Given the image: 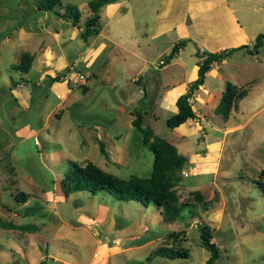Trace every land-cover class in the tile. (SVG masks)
Here are the masks:
<instances>
[{
  "label": "rangeland",
  "instance_id": "obj_1",
  "mask_svg": "<svg viewBox=\"0 0 264 264\" xmlns=\"http://www.w3.org/2000/svg\"><path fill=\"white\" fill-rule=\"evenodd\" d=\"M62 1L77 5L80 26L38 9L36 0H0V221L9 223L0 226V264H205L203 221L220 249L215 264H264V191L258 186L264 183V43L257 54L240 48L212 66L209 88L229 80L249 90L227 122L212 113L214 100L204 103L199 95L191 100L198 115L182 128L168 127L174 111L156 96L191 75L195 42L188 40L170 62L160 61L188 32L180 26L152 36L161 0L106 4L98 37L106 43L111 35L118 44L111 41L94 79L87 45L96 36H80L89 0ZM230 1L242 24L264 32V0ZM119 45H126L124 57ZM23 52L33 55L25 73L15 68ZM56 75L60 88L70 89L64 101L51 87ZM135 110L144 127L187 155L174 186L185 206L175 218L164 219L151 204L64 185L71 161H91L118 178L151 174L154 157L132 124ZM213 126L229 141L219 149L203 143ZM20 191L27 193L24 201L14 198ZM162 245L186 248L188 256L154 254Z\"/></svg>",
  "mask_w": 264,
  "mask_h": 264
},
{
  "label": "trees",
  "instance_id": "obj_2",
  "mask_svg": "<svg viewBox=\"0 0 264 264\" xmlns=\"http://www.w3.org/2000/svg\"><path fill=\"white\" fill-rule=\"evenodd\" d=\"M115 1L117 0L88 1L90 13L84 18L83 30L80 32L83 40L100 31V11L104 5ZM36 2L38 9L67 18L73 24L80 26V10L76 4L62 0H36ZM58 5L60 8H63L62 11H59ZM186 42V38L175 41L168 54L165 55L164 59H161L160 63L166 64L170 62ZM263 43L264 32H259L251 44L242 43L218 50L200 49L199 46H196L194 54L198 57L197 76L190 80L186 90L177 96L175 100L177 110L166 118V125L168 127H179L178 125L187 119H194L197 116L190 99L204 82L206 72L213 64L220 63L224 58L230 56L235 50L240 48H244L247 53L257 54ZM32 58L33 55L31 53L23 52L15 68L22 73L28 72ZM53 80H59L58 75L53 77ZM247 92V88L237 86L235 83L227 80L221 97L215 107V112L223 120H227L231 108L236 106L237 101L246 96ZM142 119V113L139 110H135L132 124L142 132V143L152 150L154 157L151 174L149 176L131 174L128 178H118L104 172L91 161H87L84 166L79 165L75 161H71L64 169L63 182L70 191L87 190L91 193L108 192L117 199H132L144 206L151 204L162 212L164 219L175 218L185 206L184 203L178 201L179 197L174 186L180 179L177 171L185 165L187 156L178 152L175 144L158 134L152 133L148 127H144L142 125ZM100 149L107 155L102 144L100 145ZM258 186L264 191L263 182L258 183ZM193 193L197 199L203 198L200 190H195ZM26 197L27 193L24 191H20L14 195L15 200L18 201H24ZM8 225L9 223L0 221V226ZM198 227L200 230L201 245L209 250L205 264H215V260L219 257L220 249L215 241L212 240V229L204 221L199 222ZM180 233H183V230L171 234L176 236ZM153 253L169 258L187 257L188 249H177L172 246L162 245L155 249Z\"/></svg>",
  "mask_w": 264,
  "mask_h": 264
},
{
  "label": "crops",
  "instance_id": "obj_3",
  "mask_svg": "<svg viewBox=\"0 0 264 264\" xmlns=\"http://www.w3.org/2000/svg\"><path fill=\"white\" fill-rule=\"evenodd\" d=\"M256 5L257 8H259L261 4L259 1H257ZM174 12H177V16L175 17L171 16V13ZM155 13L156 15L150 27V33L152 34V36H155L159 33L168 32L175 27L177 28L181 26L184 31L188 32L187 34L184 33L183 37L186 38L187 41L192 39L195 42V45L199 46L200 49L218 50L224 47L236 46L246 42L250 44V41L254 40L256 35V32L251 31L248 27H246V25L240 22L236 14L235 6L231 3L230 0H161ZM101 28L102 27H100V31L95 34L96 37L92 41V44L87 45V52L89 53L88 55L90 57L89 59L92 66V78L94 79H98L100 75V69L104 64L106 58V50L109 49L112 45L111 41H113V43H116V45L118 44V40L114 37H111V35H108V37H106V39L108 40V42L106 43L105 41L99 39L98 36L101 32ZM119 48L124 49V52L122 54V56L124 57V55H126L125 52H127L126 45H119ZM82 62L83 61H80V64ZM195 64L196 65L194 66L191 75L186 80H183L179 83L174 82L175 84L172 83L170 85H167L159 94H157V104L164 105L165 103H168V106L171 110H173L174 112L177 110V106L175 103L177 96L180 93L184 92L186 90L188 82L197 76V62ZM44 66L46 65L44 64ZM31 69L32 66L30 70ZM41 70L42 69H40V71ZM43 72V70L42 73L40 72L39 77H41V74L43 75ZM211 72H214L212 67L206 72L204 82L199 86L190 100H193L194 97H199V95H202L204 103H207L208 100H214L215 105L211 111L213 114L219 116L217 113H215V107L221 97L224 87H220L216 90L209 88L208 76ZM26 76L27 73L25 74V77ZM103 80L108 82V80L106 79ZM134 80H136V77H134ZM226 81L227 80H225V82ZM60 83L63 82L54 80L51 83V87L55 88L56 94H58L59 96V100L64 101V97L69 93L70 89L68 87H63L61 89L59 85ZM248 94L249 90L246 96ZM244 97L240 98L237 101V105L231 108L227 120L232 115V112L235 110V108L238 107L239 103L243 107L242 99ZM219 118H221V116H219ZM227 120H223L221 118L222 122H227ZM189 122L190 118L185 122L179 124V127H175L182 128ZM220 131L221 130L219 128L213 126L211 127V130H209V132L204 133L205 135L203 137V143L207 147H209V149H219L228 141V138H223L224 133H217ZM185 132H187V130ZM193 133V131H190L189 135H192ZM184 155H186V153Z\"/></svg>",
  "mask_w": 264,
  "mask_h": 264
},
{
  "label": "built area",
  "instance_id": "obj_4",
  "mask_svg": "<svg viewBox=\"0 0 264 264\" xmlns=\"http://www.w3.org/2000/svg\"><path fill=\"white\" fill-rule=\"evenodd\" d=\"M73 67L72 66H70V69H72ZM77 76H79V77H82L83 78V74L82 73H78V75Z\"/></svg>",
  "mask_w": 264,
  "mask_h": 264
}]
</instances>
